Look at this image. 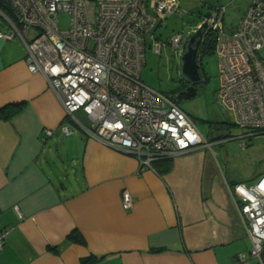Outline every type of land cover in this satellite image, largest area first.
Wrapping results in <instances>:
<instances>
[{"label": "crops", "instance_id": "obj_1", "mask_svg": "<svg viewBox=\"0 0 264 264\" xmlns=\"http://www.w3.org/2000/svg\"><path fill=\"white\" fill-rule=\"evenodd\" d=\"M25 53L18 37L0 38V107L18 103L0 118V229L10 228L0 264H260L226 186L239 181L218 170L208 147L140 168L83 132L79 141L77 129L81 180L56 182L49 144L72 123ZM45 128L53 133L44 138ZM75 229L77 239L69 236Z\"/></svg>", "mask_w": 264, "mask_h": 264}, {"label": "built area", "instance_id": "obj_2", "mask_svg": "<svg viewBox=\"0 0 264 264\" xmlns=\"http://www.w3.org/2000/svg\"><path fill=\"white\" fill-rule=\"evenodd\" d=\"M9 2L19 18L0 3V14L9 27L0 30V38L18 37L24 44L29 71L44 75L64 108V120L75 126L62 124V132L80 129L103 145L135 157L140 168L152 167L157 158L211 146L173 95L146 84L140 76L147 48L160 53L169 45L182 54L183 31L166 39L155 33L179 8L180 0ZM61 12L69 15L66 27L60 26ZM223 16L224 6H218L204 18L208 23L204 32H215L217 96L234 123L248 129L240 137L250 139L264 134V0H252L234 27L225 28ZM52 133L45 128L44 138ZM226 186L250 238V255L264 264V173L249 185L226 182ZM121 202L124 208L132 205L127 189ZM9 230L0 229V250ZM238 258L245 260L241 254Z\"/></svg>", "mask_w": 264, "mask_h": 264}, {"label": "rangeland", "instance_id": "obj_3", "mask_svg": "<svg viewBox=\"0 0 264 264\" xmlns=\"http://www.w3.org/2000/svg\"><path fill=\"white\" fill-rule=\"evenodd\" d=\"M251 1L180 0L179 8L156 27L155 33L162 39H166L177 31H183L185 35L190 34L195 26L218 6H224L222 23L225 28H231L237 25ZM7 12L11 15L9 11ZM59 22L61 27H66L69 23L68 13L61 12ZM7 27V21L0 14V28ZM30 33H34L33 28L30 29ZM179 60L180 55L175 53L169 45L160 53L147 48L145 64L140 73L142 81L165 93L174 94L182 81ZM202 60L206 83L194 96L178 104L193 117L200 132L211 141L208 149L214 156L218 170L228 179L242 181L249 185L264 173V134L252 135L250 139L240 137L248 129L236 125L233 118L229 115L226 117L220 107L217 96L220 82L217 53L214 50L204 52ZM81 117L83 121H86L82 114ZM71 127L75 128L73 124ZM80 133L82 131L79 129L77 135L79 141ZM77 136L74 133L62 134L55 136L49 144L47 164L56 182H58V176L67 183H76V180H81L82 145L72 141ZM243 141L248 144L242 146Z\"/></svg>", "mask_w": 264, "mask_h": 264}, {"label": "water", "instance_id": "obj_4", "mask_svg": "<svg viewBox=\"0 0 264 264\" xmlns=\"http://www.w3.org/2000/svg\"><path fill=\"white\" fill-rule=\"evenodd\" d=\"M0 3L12 14H14L16 18H19L16 10L10 7L9 0H0ZM207 26V20L203 19L192 33L185 36V45L179 60L180 74L182 76V79H184L186 82H189L190 84L187 85L184 89L175 93L174 97L177 102L194 96L196 94V91L193 84L198 82L199 80L202 81L199 72L198 55L203 31ZM220 107L222 112L226 115V117H228L226 110L221 104Z\"/></svg>", "mask_w": 264, "mask_h": 264}, {"label": "trees", "instance_id": "obj_5", "mask_svg": "<svg viewBox=\"0 0 264 264\" xmlns=\"http://www.w3.org/2000/svg\"><path fill=\"white\" fill-rule=\"evenodd\" d=\"M204 40H205V45L203 47V52H211L212 50H214L215 32L213 30H208L207 32L204 33ZM172 95L174 96L175 93ZM17 107H18V103H10V104H6L0 107V118L10 116L17 109ZM157 159H160V158H157ZM155 160L151 162L152 167H154L153 162ZM230 184H233V183H230ZM69 236L73 239H77L80 236V233L75 229L74 231L70 232ZM88 258L84 260H88Z\"/></svg>", "mask_w": 264, "mask_h": 264}, {"label": "flooded vegetation", "instance_id": "obj_6", "mask_svg": "<svg viewBox=\"0 0 264 264\" xmlns=\"http://www.w3.org/2000/svg\"><path fill=\"white\" fill-rule=\"evenodd\" d=\"M204 33L205 32L203 31V36H202V40H201V44H200V49H199V55H198L199 72H200V77H201V80L202 81L199 80L198 82H196V83L193 84L196 92L201 87H203V85L206 83V80H207L206 79V75H205V67H204L203 60H202V57H203V54H204L203 47L205 45ZM189 84H190L189 82H186L184 79H182L181 84H180V87H179V89L175 93H177L178 91L184 89Z\"/></svg>", "mask_w": 264, "mask_h": 264}]
</instances>
